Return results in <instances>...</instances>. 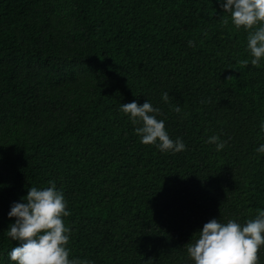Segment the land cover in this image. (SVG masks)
Masks as SVG:
<instances>
[{
    "label": "trees",
    "instance_id": "obj_1",
    "mask_svg": "<svg viewBox=\"0 0 264 264\" xmlns=\"http://www.w3.org/2000/svg\"><path fill=\"white\" fill-rule=\"evenodd\" d=\"M247 36L220 0H0V264L11 205L49 181L70 259L91 264H195L205 223L255 219L264 57L251 65ZM147 100L186 150L141 142L120 106Z\"/></svg>",
    "mask_w": 264,
    "mask_h": 264
},
{
    "label": "clouds",
    "instance_id": "obj_2",
    "mask_svg": "<svg viewBox=\"0 0 264 264\" xmlns=\"http://www.w3.org/2000/svg\"><path fill=\"white\" fill-rule=\"evenodd\" d=\"M220 5L230 14L237 30L243 27L248 31L247 48L253 57L250 63L259 67L264 57V0H220ZM222 22L227 25L229 17H224ZM189 46L194 47V41H189ZM242 63L247 66L249 61ZM162 99L168 102L169 93L165 92ZM173 110L181 112L179 106H174ZM120 111L129 115L133 125H139L135 132L143 144H155L163 152L186 150L181 138H170L165 121L157 119L161 115L160 109L148 100L143 104L137 101L122 103ZM261 130L264 131V122ZM206 142L215 144L217 151L223 150L227 143L215 135ZM256 150L264 153V145ZM49 184L50 187L43 189L31 186L22 198L26 203L11 205L8 216L16 219L9 225L6 235L19 243L8 253L10 260L15 264H91L70 259L71 229L66 227L63 217L71 213L67 210L64 193L57 189L54 181ZM196 233H199L198 237L186 244L195 264H258L257 254L264 246V210H258L255 219H249L243 225L235 220L222 223L213 218Z\"/></svg>",
    "mask_w": 264,
    "mask_h": 264
}]
</instances>
